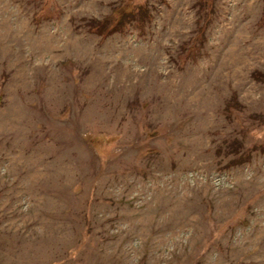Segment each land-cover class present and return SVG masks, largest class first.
Instances as JSON below:
<instances>
[{"label":"rangeland","instance_id":"rangeland-1","mask_svg":"<svg viewBox=\"0 0 264 264\" xmlns=\"http://www.w3.org/2000/svg\"><path fill=\"white\" fill-rule=\"evenodd\" d=\"M0 264H264V0H0Z\"/></svg>","mask_w":264,"mask_h":264},{"label":"trees","instance_id":"trees-1","mask_svg":"<svg viewBox=\"0 0 264 264\" xmlns=\"http://www.w3.org/2000/svg\"><path fill=\"white\" fill-rule=\"evenodd\" d=\"M145 15H147V11L143 7L135 8L129 12L120 10L115 20L90 23V31L99 36H109L115 32L121 33L124 25L131 21L137 22L139 27H143Z\"/></svg>","mask_w":264,"mask_h":264}]
</instances>
